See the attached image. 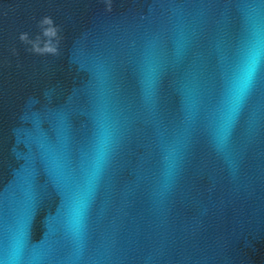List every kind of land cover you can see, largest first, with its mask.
I'll use <instances>...</instances> for the list:
<instances>
[{
    "label": "water",
    "instance_id": "water-1",
    "mask_svg": "<svg viewBox=\"0 0 264 264\" xmlns=\"http://www.w3.org/2000/svg\"><path fill=\"white\" fill-rule=\"evenodd\" d=\"M245 28L228 0H0V261L264 264V86L217 137Z\"/></svg>",
    "mask_w": 264,
    "mask_h": 264
},
{
    "label": "snow or ice",
    "instance_id": "snow-or-ice-1",
    "mask_svg": "<svg viewBox=\"0 0 264 264\" xmlns=\"http://www.w3.org/2000/svg\"><path fill=\"white\" fill-rule=\"evenodd\" d=\"M234 4L245 20V38L241 53L229 79L227 100L217 127V137L222 145L226 144L234 120L250 91L259 83L264 86V19L253 21L247 14L248 9L264 8V0H228ZM155 61L146 60L149 82L154 75ZM113 138V116L107 103L101 99L98 106V132L93 148L92 175L89 188L103 171ZM77 224L82 227L86 215V201H77ZM0 264H4L0 261Z\"/></svg>",
    "mask_w": 264,
    "mask_h": 264
}]
</instances>
